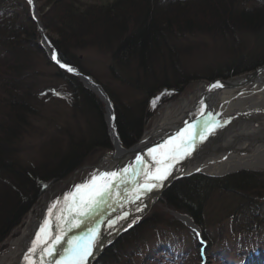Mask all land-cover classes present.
Masks as SVG:
<instances>
[{
    "label": "trees",
    "instance_id": "obj_1",
    "mask_svg": "<svg viewBox=\"0 0 264 264\" xmlns=\"http://www.w3.org/2000/svg\"><path fill=\"white\" fill-rule=\"evenodd\" d=\"M37 3L38 17L60 62L81 68L78 50L105 48L111 52L113 76L143 92L142 100L123 103L114 99L117 130L127 148L142 138L144 127L154 116L148 103L153 96L164 88H177L179 92L166 97L168 101L189 89L192 76L170 81L168 74L177 70L182 53L172 41L187 35L219 33L237 46L236 34L248 32L261 39L259 44H264V0H37ZM254 59V67L264 63V59ZM40 60L48 66L55 65L54 76L71 89L74 106L89 111L95 119L88 133L78 138L70 136L63 149L48 153L37 164H25L20 158L22 139L32 120L41 114L36 99L43 91L39 82L47 78ZM243 71L233 70L234 74ZM127 73L130 77H126ZM219 76L227 77L226 73ZM45 91L47 95L50 93L48 89ZM112 149L104 104L77 75L50 60L27 0H0V251L49 187L73 177ZM238 176L239 181L227 184L203 175L177 181L164 193L161 202L110 245L95 264H137L138 257L144 259L142 264H201L199 239L189 230L192 241L188 242L183 225L169 221L171 211L196 219L200 218L203 198L213 188L236 193L241 189L254 191L255 187L249 183L256 177L250 172H240ZM246 206L254 210L249 221L245 220L246 228L255 235L257 223L264 225L255 221L264 220V208H258L251 199ZM234 226H231L236 234L234 242L222 243L203 232L209 246H216L212 254L217 261L237 264L236 258L245 260L255 251L264 252V235L248 233L250 237H244ZM161 227L165 228L161 233L170 229L172 238L143 254L144 235ZM227 249L233 251V256L226 255Z\"/></svg>",
    "mask_w": 264,
    "mask_h": 264
},
{
    "label": "rangeland",
    "instance_id": "obj_2",
    "mask_svg": "<svg viewBox=\"0 0 264 264\" xmlns=\"http://www.w3.org/2000/svg\"><path fill=\"white\" fill-rule=\"evenodd\" d=\"M236 36L239 39V41L236 40L237 46H233L230 40V42H228L227 40H225L223 35L219 33H209V35L199 34L197 36L187 35L186 37L175 39L174 42L172 41V44L175 46V48H180L182 53L179 56L180 65H176L178 67L177 70H172L168 74L169 77H171V83L177 82V80L181 81V79L184 80L186 76H192V78L190 77L192 80L191 82H189V89H185L183 93L180 94L178 97L168 101H166V98L162 100V102L157 106V110H155L154 116L152 117L150 122H148V126L146 125L144 127L145 131L150 130L154 126L158 115L162 113L169 105L179 104L181 99L195 91L201 81H209L217 77H222L219 76V74H223L224 76L225 73L228 77L230 76V74H228L229 70L240 69L244 70L242 72L244 73L257 68V66H253L255 63L254 58L259 57L257 61H262L264 59V56H259V54L264 55V44H259L260 42H262L261 39L260 41L257 40L254 35H250V33L248 34V32L237 33ZM76 55L79 56L81 60V68L79 69L84 74L91 76L106 90V92L114 103V107V99L116 100V102L123 103H128L133 100L144 99L145 96L143 95V92L138 89H135L129 84L122 82L121 80H118L113 76L110 70L111 52L109 50L101 47H91L84 50H78L76 52ZM40 61L45 63L43 60ZM43 63L40 67L43 69V71H46L47 78L41 79V82H39L40 89L41 91H43L40 92L41 96H37L36 99L41 114L40 116L32 120V125L28 127V133L22 139L21 144L22 151L20 154V158L25 164H37L39 161L43 160L45 156L47 157L48 153L55 152L57 148L63 149L66 145V141L70 136L78 138L83 135V133H88V130L91 128L92 125L91 123H93L95 119V117L89 111H83L80 110V107L77 108L74 106V96L73 93H71V89L67 88L68 86L63 80H60L54 76V72L56 70L55 65L48 66L46 65V63L45 65H43ZM133 65L136 67L135 64ZM232 75L236 74H234L233 72ZM126 77H130L128 73ZM83 84L85 87H87L85 83ZM87 88L91 90L100 101H102L94 90L89 87ZM47 89L50 92L48 95L45 91ZM167 89H175L177 90V92H179L177 88L171 87ZM155 96H153L152 98H154ZM49 100L51 101L47 103V101ZM102 103L104 104L103 101ZM148 103L150 106V101ZM105 110L106 104H104V112ZM261 126H263L262 123H255V127L258 128ZM106 128L108 130L107 122ZM108 134L111 138L109 130ZM136 144L137 143H135L134 145ZM51 146L55 147L51 148ZM98 158L99 156L96 158V161L98 160ZM95 163L96 162H92L91 164L86 165L79 172H76L73 177L65 181L58 182L57 184L51 186L50 188L53 189L52 191H50L51 193L46 196L44 194L40 197L37 203L38 205L36 204L37 206L35 205L30 210L22 224L19 225L16 229H14L11 236L4 242L6 248L3 251H0V258L8 253V251L10 250L11 241L16 239L21 234L31 214L34 212L36 214L37 211L42 208V206L40 205L43 202V199L45 197H48V199L52 198L51 205H53L57 201H60L58 205H62L63 197L66 194L74 192L75 187L77 185H86L90 182L91 177L94 175V167L96 165ZM240 172H250L253 177H256L253 182L249 183V185L255 187L254 191L241 189L240 193H236L235 190L224 191L222 189L213 188L203 198L204 201L201 207L200 218H194L197 224L196 227L199 229L198 231L195 229V231L199 232L201 234L199 238L206 242L203 245L205 248L204 264H223V261H217L214 254H212L213 250L216 249V246H214V248L209 246L208 241L203 238L204 234L202 233V231L204 233L208 232L210 235H213L217 239H221L222 243H224V241H235L236 234L231 231L232 224H235V230H237V227L239 228L238 231L242 232L244 237H250L254 235L251 232H248V229L246 228L247 221H245L249 219V216H251V213L254 210H252V208L250 207L244 206L247 205L248 201L251 199L255 202V204H257L258 208H264V169L259 171L242 169L240 171H235L233 173H229L223 176L207 177H210L215 180H221L223 183L227 184L228 182H233L235 180L239 181L241 178L238 176ZM196 175L203 174H195L191 177H194ZM253 183H255L256 185H254ZM258 186L260 188L257 189ZM161 200L162 199H160L157 203L161 202ZM176 213V211H171L172 216L169 221H172L173 223L180 222L183 225V228H185V233H183L188 234V242H191L192 238L190 237H192V234L189 233V230L194 233V227L192 225H188L184 218L180 217ZM255 221L264 223V220L262 221V219ZM249 224L250 223L248 222V225ZM257 224L258 226L256 227V230L258 232H255V235H264V225H260L259 223ZM200 228L202 229V231ZM162 229L165 228L161 227L159 229H156L155 231L149 230V232L144 235L145 241L141 248L143 254L147 255L148 249L150 247L156 246L161 242L167 243L170 241V238H172L170 234V229L161 233L160 231ZM126 232H124L123 234H125ZM165 232H167V234L169 235L167 236ZM248 233L250 234V236L248 235ZM193 247L194 245H192V248ZM201 248L202 246L200 247V249ZM227 250L228 252H226V255L230 254L231 256H233V251L229 249ZM199 255L200 262L202 264L201 253ZM247 259L249 260L250 256L247 257L245 260ZM143 261L144 259L142 257H138L136 262L137 264H142ZM243 261L244 260L237 258L235 260L237 264H241ZM254 261L256 262L255 264H264V259H257Z\"/></svg>",
    "mask_w": 264,
    "mask_h": 264
},
{
    "label": "bare ground",
    "instance_id": "obj_3",
    "mask_svg": "<svg viewBox=\"0 0 264 264\" xmlns=\"http://www.w3.org/2000/svg\"><path fill=\"white\" fill-rule=\"evenodd\" d=\"M228 74H230L228 77L234 76L232 75L233 70H229ZM206 85L207 84L200 83L197 89L190 95L181 99L179 104L169 105L158 115L154 126L150 130L144 131L146 133L143 134L144 136L137 142V146L131 151L124 152L113 144L112 150L99 156L95 163L94 175H98L101 172L119 171L124 168L129 169L128 173L125 174L128 178V183L126 185L123 183L119 184L113 192V198L110 202L112 203V207L108 208L107 206H102L97 210L102 218H105L108 213L112 212V209L118 204L115 203L116 200H121L122 197H118L117 193H123L125 187L130 190L135 180H139L142 183V174L135 177L132 176V169L140 168V165H137L136 157L139 155L142 156L145 161L151 162L152 158L148 155V150L161 146V144L153 146L152 143L163 133L177 127L180 122L193 111L198 101L203 96ZM260 88H262V85L253 88V93L248 92L247 94H238L236 90H226L223 92L222 96L215 101L213 111L217 112V114L214 117V123L210 126L209 133L203 139L200 148L198 150L195 149L194 154L189 156L186 162V164L188 163L187 168L185 170L187 173L198 171L213 176H223L242 169H264V116L253 115V112L257 110L263 112V109H252L264 103V90H260ZM109 112L107 113L106 110L104 112L105 123L107 120L109 121V115L111 116V112ZM256 122L262 123L263 126L258 128L255 127ZM112 132L114 133V130H112ZM150 166L151 164H149V167ZM177 168H180L179 164ZM52 190L53 189L49 187V191L45 196L51 193L50 191ZM151 197L153 196L148 194L145 199L146 202H148ZM78 198L79 195L77 196V199ZM51 203L52 198L48 199V197H45L43 199L40 205L42 208L39 209L36 214L35 212L31 214L21 234L19 232L20 235L11 241L8 253L0 258V264H25L23 259L24 255L31 247V242L35 240L36 233L39 231L40 226L43 225L46 220L49 221L53 235L56 234V225L58 223L56 215L61 214L59 213V209L64 207V203L62 205H57V208L52 209V215H49V208L52 206ZM145 213L146 210L132 213L130 218H128L122 226L128 228L129 223L132 225L134 222L140 220ZM62 215L66 219L64 223H61V227L66 228V221L72 220L74 213L70 214L68 210L65 209ZM182 217L186 220L188 225L197 226L196 221L189 214H183ZM95 220L96 217L93 216L87 223L93 225ZM81 228H84V226L82 225ZM75 230L79 229L73 228L68 232L65 236V241ZM62 243L63 245L65 244L64 242ZM60 252L62 253L63 250L60 249ZM56 256V259L60 258L59 254ZM48 258L47 256L44 257V264H46ZM34 259L38 264L40 259L38 253Z\"/></svg>",
    "mask_w": 264,
    "mask_h": 264
},
{
    "label": "snow or ice",
    "instance_id": "obj_4",
    "mask_svg": "<svg viewBox=\"0 0 264 264\" xmlns=\"http://www.w3.org/2000/svg\"><path fill=\"white\" fill-rule=\"evenodd\" d=\"M30 6L34 5V0H27ZM52 59L55 60L61 68H65L68 72H73L74 69L64 63H61L55 52H53ZM223 87L220 82H216L210 86V88ZM160 97L154 98L152 101L155 107L156 100ZM210 115V114H209ZM114 120L115 117L113 116ZM211 123V119L206 121V124ZM187 129L177 133L176 140H168L160 148H150L148 155L152 158L151 162L145 161L142 156L136 157L137 165L140 168L132 169V176H143V183L139 180H135L133 188L135 191L132 193V197L136 200L140 199V196L145 191H152L164 186V182L169 179L174 170V166L177 161L189 154L188 146L183 142V137ZM192 139L191 136L188 137ZM160 149H163L161 151ZM149 164L151 166L149 167ZM129 169L124 168L119 171L101 172L98 175H93L90 182L86 185H77L75 191L68 193L63 197L64 207L59 209V213L56 215L57 220V232L53 235L49 221H45L40 226L39 231L36 233V238L31 242V247L24 255L25 264H37L34 257L39 254L38 264H44V257H55L59 254L60 258H53L48 264H89V257L93 256L94 250L101 245V237L103 235L101 231V224L106 223L108 228H114L121 220L127 218L128 213L124 212L123 215L117 216L115 219L109 218L107 221L103 220L98 209L102 206L112 207L113 192L119 186V184H127L128 178L125 175ZM129 189L125 187L123 193H117L118 197H122L124 200H128ZM79 198L77 199V196ZM60 201H57L49 208V215H52V209L57 208ZM115 203H119L116 200ZM67 209L70 214L74 213L72 220H67V227L62 228L61 223L65 222V217L62 215L64 210ZM96 217L95 223L89 225L87 222ZM84 226V230L76 236H72L65 241V236L73 228L80 229ZM131 227V223L128 224ZM195 236L199 239L200 233L195 231ZM67 244L63 252H60L59 247H63V243ZM206 242L200 240V244L203 245ZM39 250V252H38ZM202 264L205 262L204 252L201 253Z\"/></svg>",
    "mask_w": 264,
    "mask_h": 264
},
{
    "label": "water",
    "instance_id": "obj_5",
    "mask_svg": "<svg viewBox=\"0 0 264 264\" xmlns=\"http://www.w3.org/2000/svg\"><path fill=\"white\" fill-rule=\"evenodd\" d=\"M31 12L42 34V44L46 52L48 53L50 60L59 66V64L55 60L52 59L53 52L56 53L57 57H58V53L46 33L47 32L46 28L43 27L38 17V9H37L36 0H34V5L31 6ZM69 66H71L74 69V71L70 73H73L79 76V78L83 81V83H85L87 87L94 90L96 94L100 97V99L104 102V104H106L107 113L109 111L111 112V116L109 115V121L107 120V122H108V130L111 135L114 146L115 147L118 146L119 149H121L124 152L131 151L132 149H134L138 143L132 146L131 148H126L120 139V135L117 130L116 122H115L116 116H115L114 103L111 100L108 93L106 92V90L99 83H97L91 76L84 74L77 66H74V65H69ZM216 82H220V84H222L223 87L210 88V86L213 84H216ZM201 83H204L207 85L204 90L203 96L200 98L196 107L194 108L195 110L193 109V111L183 121H181L177 127L163 133L161 136L157 137L155 141L152 143L153 146H156L157 144L164 145L165 142L168 140L175 141L177 137V133L181 132L182 130L187 129L182 139H183V142L188 146L189 154L184 156L182 159L176 162L172 175L169 177L167 181L164 182L163 187L153 189L150 192L149 191L143 192L139 200H136L132 197V193L133 191H135V189L133 188V186L131 187V189L128 192L129 199L124 200L123 198H121V200L115 206V208L112 209V212L108 213L106 217L103 218V220L107 221L109 218L115 219L117 216L123 215L124 212L128 213L127 218L124 220H121L114 228H108L106 223L101 224V231L105 235L101 237V245L98 246L94 250L93 256L89 258V264H95V262L101 257V255L106 251V249L110 245H112L118 239L120 235H122L124 232H126L131 227H133L134 224H136L137 221L134 222L131 225V227H128V228H124L122 226L123 223L128 218H130L132 213H137V212H141L142 210H146V213L142 216L144 217L146 214H148L151 211L152 207L160 199H162L163 194L177 181L183 178H186V177H191L195 174H205L208 176H213V175H209V174L198 172V171L193 172V173H187L185 170L187 168L188 163L186 164V162L188 161L189 156L194 154V150L195 149L198 150L200 148V145L203 139L209 133L210 126L214 123V117L217 114V112L213 111L214 103L218 98L222 96L224 91L236 90L238 94H242V93L247 94L248 92L253 93L252 91L253 88L257 87L258 85H262V88H260V90H264V64L248 72H244V73L234 75L228 78H215L209 81L204 80V81H201ZM176 93H177V90L175 89H167V88L163 89L161 92H159L154 97V98L160 97L158 100H156L155 107L152 104V101L154 100V98L150 100L151 111L154 112L155 110H157V106L162 102V100L166 97V95H168L169 97H172ZM256 107L257 108H252V109H263V112H260L259 110H257L253 112V115L264 116V103L261 105H257ZM113 116L115 117L114 120L112 119ZM209 119H211V123L206 124V121H209ZM112 130H114V133L112 132ZM189 136L192 137L191 140L188 139ZM160 150L163 151V149H160ZM178 164L180 165V168H177ZM253 171H259V170L253 169ZM148 194H151L153 197H151L150 200L146 202L145 199L148 196ZM176 214L182 217V215L178 213ZM193 227L194 229L198 231V228L196 227V225H193ZM83 230L84 228L75 230L73 234H71L68 237V239L72 236L79 235ZM66 247H67V244L65 243L63 247L59 246V249L64 250V248ZM56 257L57 256L49 257L46 264H48V262L52 260L53 258L56 259Z\"/></svg>",
    "mask_w": 264,
    "mask_h": 264
}]
</instances>
